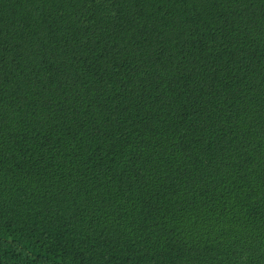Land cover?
Returning a JSON list of instances; mask_svg holds the SVG:
<instances>
[{"label":"trees","instance_id":"1","mask_svg":"<svg viewBox=\"0 0 264 264\" xmlns=\"http://www.w3.org/2000/svg\"><path fill=\"white\" fill-rule=\"evenodd\" d=\"M0 264H264V0H0Z\"/></svg>","mask_w":264,"mask_h":264}]
</instances>
